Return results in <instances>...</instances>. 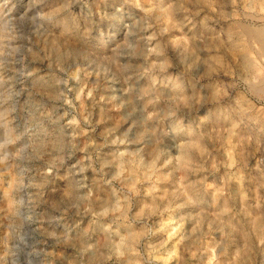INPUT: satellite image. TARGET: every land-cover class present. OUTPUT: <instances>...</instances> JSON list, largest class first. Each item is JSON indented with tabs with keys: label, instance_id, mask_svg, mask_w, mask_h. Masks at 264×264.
Returning a JSON list of instances; mask_svg holds the SVG:
<instances>
[{
	"label": "rangeland",
	"instance_id": "374dc122",
	"mask_svg": "<svg viewBox=\"0 0 264 264\" xmlns=\"http://www.w3.org/2000/svg\"><path fill=\"white\" fill-rule=\"evenodd\" d=\"M0 264H264V0H0Z\"/></svg>",
	"mask_w": 264,
	"mask_h": 264
},
{
	"label": "bare ground",
	"instance_id": "6f19581e",
	"mask_svg": "<svg viewBox=\"0 0 264 264\" xmlns=\"http://www.w3.org/2000/svg\"><path fill=\"white\" fill-rule=\"evenodd\" d=\"M261 44H262V43H261ZM262 45H263V44H262ZM247 68H248V67H247ZM247 68H246V69H247ZM58 147H59V146H58Z\"/></svg>",
	"mask_w": 264,
	"mask_h": 264
}]
</instances>
